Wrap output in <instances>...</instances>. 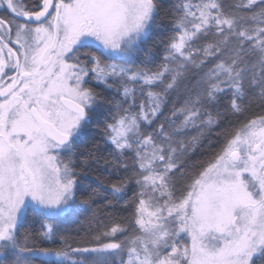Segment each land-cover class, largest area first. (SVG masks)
<instances>
[{"label":"snow or ice","instance_id":"obj_1","mask_svg":"<svg viewBox=\"0 0 264 264\" xmlns=\"http://www.w3.org/2000/svg\"><path fill=\"white\" fill-rule=\"evenodd\" d=\"M0 264H264V0H0Z\"/></svg>","mask_w":264,"mask_h":264},{"label":"trees","instance_id":"obj_2","mask_svg":"<svg viewBox=\"0 0 264 264\" xmlns=\"http://www.w3.org/2000/svg\"><path fill=\"white\" fill-rule=\"evenodd\" d=\"M31 2V0H29ZM151 43V42H150ZM162 52V50H161ZM154 56H156L157 61L161 59L160 53H158L155 49L153 50ZM261 111L260 105L258 102H253V107L251 109L252 114H257ZM103 147V145H101ZM107 155V153H105ZM211 156V150L210 148L205 145L202 148H197L194 152H191L189 156L186 158L191 164L193 160H198V161H205L209 159ZM199 165H197V168ZM112 177H109L111 179ZM86 207V210H89V217L85 219V222H79V223H74L71 224L70 226L68 225H62V228H67L68 231L71 232L72 236L80 240L81 238L88 239L90 238V233L95 230L97 227L96 220H103L105 223H108L111 221L113 216H126L127 213L124 212L123 208L116 206L115 209L110 208L107 206L105 200H104V195H101L96 199L94 203H92L90 206H84ZM38 215V214H37ZM32 217H29V220L31 221ZM47 223V221H44ZM34 230L40 228V221L37 220L36 223L34 224ZM59 246V245H57Z\"/></svg>","mask_w":264,"mask_h":264},{"label":"rangeland","instance_id":"obj_3","mask_svg":"<svg viewBox=\"0 0 264 264\" xmlns=\"http://www.w3.org/2000/svg\"><path fill=\"white\" fill-rule=\"evenodd\" d=\"M89 210L87 209L86 211L83 212V214L79 218V222H85V219L89 217Z\"/></svg>","mask_w":264,"mask_h":264}]
</instances>
